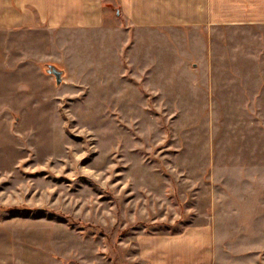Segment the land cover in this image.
<instances>
[{
    "label": "rangeland",
    "instance_id": "1",
    "mask_svg": "<svg viewBox=\"0 0 264 264\" xmlns=\"http://www.w3.org/2000/svg\"><path fill=\"white\" fill-rule=\"evenodd\" d=\"M117 27L47 30L0 88V264H146L138 236L205 224L264 264V27Z\"/></svg>",
    "mask_w": 264,
    "mask_h": 264
},
{
    "label": "crops",
    "instance_id": "2",
    "mask_svg": "<svg viewBox=\"0 0 264 264\" xmlns=\"http://www.w3.org/2000/svg\"><path fill=\"white\" fill-rule=\"evenodd\" d=\"M110 21L123 31L125 24L261 28L264 0H0V88L24 91L40 82L47 30L101 29ZM213 237L208 224L140 235L137 255L146 264H215Z\"/></svg>",
    "mask_w": 264,
    "mask_h": 264
},
{
    "label": "water",
    "instance_id": "3",
    "mask_svg": "<svg viewBox=\"0 0 264 264\" xmlns=\"http://www.w3.org/2000/svg\"><path fill=\"white\" fill-rule=\"evenodd\" d=\"M49 73H51L52 75L55 76L57 83L61 82L62 77H63V71L62 70H59L56 67L51 65V66H49Z\"/></svg>",
    "mask_w": 264,
    "mask_h": 264
}]
</instances>
